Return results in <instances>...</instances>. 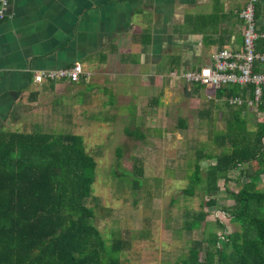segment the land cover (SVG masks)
<instances>
[{"label": "rangeland", "instance_id": "rangeland-1", "mask_svg": "<svg viewBox=\"0 0 264 264\" xmlns=\"http://www.w3.org/2000/svg\"><path fill=\"white\" fill-rule=\"evenodd\" d=\"M188 85L191 88L174 80L165 93L160 92L158 102L147 99L149 104L139 103V112L130 114L126 110L133 106L126 105V98L108 107L106 93L91 83L75 85L72 91L63 87L48 99L54 111L48 107L22 129L82 136L85 151L96 161L86 204L94 209L93 222L107 245L121 241L118 264H179L193 246L202 259L209 247L206 236L238 228L222 210L232 203L231 193L247 180L243 176L234 181L238 171H231L228 180L218 179L215 205L201 206L209 198L202 193L204 180L195 184L192 194L184 192L196 151H219L212 133L224 127L227 110L223 99H214L205 90L193 93ZM258 116L262 118L263 112ZM140 132L143 137L136 135ZM214 161L199 160L203 179ZM258 187L264 188V174ZM200 209L207 215L192 226Z\"/></svg>", "mask_w": 264, "mask_h": 264}, {"label": "crops", "instance_id": "crops-1", "mask_svg": "<svg viewBox=\"0 0 264 264\" xmlns=\"http://www.w3.org/2000/svg\"><path fill=\"white\" fill-rule=\"evenodd\" d=\"M245 2L9 0L10 17L0 20V131L30 132L22 129L33 116L54 111L56 91L88 83L103 89L108 107L124 97L133 106L126 113H138L167 84L186 82L179 74L212 64L222 48H241ZM255 24L264 33V0L255 3ZM74 63L88 73L79 82L33 80L38 70ZM200 90L214 98V87Z\"/></svg>", "mask_w": 264, "mask_h": 264}, {"label": "trees", "instance_id": "trees-1", "mask_svg": "<svg viewBox=\"0 0 264 264\" xmlns=\"http://www.w3.org/2000/svg\"><path fill=\"white\" fill-rule=\"evenodd\" d=\"M259 48L264 49V42ZM261 68L256 62L254 72ZM202 87L195 83L196 91ZM254 88L253 83L215 88L214 99H223L227 108L224 127L212 133L219 151H196L184 189L192 194L204 180L202 193L209 198L201 206L215 205L218 179L228 180L233 170L238 171L234 181L245 176L231 193L232 203L222 209L238 228L211 232L204 238L209 245L205 257L199 258L193 246L179 264H264V188L258 187L264 174V84L259 102L251 105L256 109L246 102L253 99ZM230 96L244 101L231 105L226 100ZM136 135L143 137L141 132ZM203 157L215 160L207 165L204 179L199 164ZM95 170L96 161L78 134L0 131V264H118L121 241L107 245L93 222L94 209L86 204ZM206 215L200 209L192 226Z\"/></svg>", "mask_w": 264, "mask_h": 264}, {"label": "built area", "instance_id": "built-area-1", "mask_svg": "<svg viewBox=\"0 0 264 264\" xmlns=\"http://www.w3.org/2000/svg\"><path fill=\"white\" fill-rule=\"evenodd\" d=\"M257 0H246L239 11L243 20V42L241 48L231 50L222 48L213 55V63L200 66L198 69H189L179 76L188 83H199L214 88L228 83L255 85L253 99H247V105L256 109L260 100L261 85L264 84V69L254 72L255 63L264 65V49L259 48L264 40V33L259 31L255 24V3ZM9 0H0V20L10 17L8 12ZM79 63L56 69L38 70L33 74V80L41 83L52 80H67L72 83L79 82L87 77ZM231 105H241L240 96H230L226 99ZM260 112H258L259 115Z\"/></svg>", "mask_w": 264, "mask_h": 264}]
</instances>
